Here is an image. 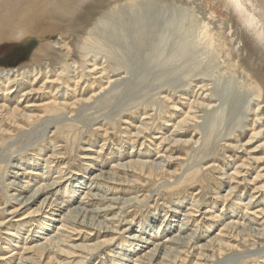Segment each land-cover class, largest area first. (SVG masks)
<instances>
[{
    "label": "rangeland",
    "instance_id": "1",
    "mask_svg": "<svg viewBox=\"0 0 264 264\" xmlns=\"http://www.w3.org/2000/svg\"><path fill=\"white\" fill-rule=\"evenodd\" d=\"M59 1L55 2L52 8L49 7L44 15L47 17L52 13L53 16H60V7H66L62 9L64 13L70 6H80L73 19L75 28L72 27V31L65 36L60 30L55 29L56 21H53V25H50L51 22L46 25L42 23L34 34L28 35L23 41L1 44L0 69L12 70L34 65L38 50L50 44L62 51L60 47L63 39H66L75 48V60L81 59L80 49H76L77 44L84 43L87 49L101 53L104 67L120 65L124 73L114 79L117 82L112 85L113 87H108L103 92H100L99 82L92 88L88 87L84 83V81L89 83L88 80L82 81L80 88L70 84L69 98H62L65 86L59 89L56 85L53 89L46 90L44 93L52 91L51 95L60 92L56 94L55 99L58 102H62L63 99L69 105L74 103V109L61 112L56 117H44L32 122L24 118L19 119H22L23 114L41 116L43 113L40 109L28 106L52 97L50 94H42V98L38 99L33 96L22 97V94L23 91L40 89L44 79L33 87L26 84L9 97L0 95V105H5L7 109L0 113V117L5 116L10 110H15L17 117V120L0 118V178L3 179H0V264H19L21 256L30 257L23 255L24 250L21 248L32 246L34 240H39L33 235L36 234L34 230H37L38 225L35 221L41 218L28 214L38 210L40 205L36 203L22 209L18 203H10L4 196L9 180H16L19 184H22L21 181H29L33 184V189L42 179L44 183L48 180L49 182L59 180L61 187L55 190L59 191L56 201L64 202L66 206L73 208L83 197L92 175L101 171L112 172L114 164L124 165L130 161L145 163L133 166L132 170L136 175L129 174V180L135 181L133 187L104 185L118 188V192L111 195L100 193L107 198L125 200L120 207H116L118 210L108 213L103 219L99 218L104 221L105 218L114 219L116 216L114 222L105 223L117 234L103 233L96 236L94 231L93 236L82 234L74 237L78 239L76 242L69 243L70 246L96 245L115 239L113 247L105 249L101 255L94 257L87 264H121L109 256L118 253L125 254L131 260L126 264H132L134 262L132 260L144 254L145 248L132 254L129 248L125 247V243H130V238L138 234L136 230L125 232L128 228L125 222L132 221L137 231L140 226L148 227L152 240L162 243L168 236L178 232L179 221L184 219V216L177 215L176 226L166 234L156 236L155 231L163 224L162 221L168 215L169 209L181 206L180 211L187 212L190 206L193 207L191 204L194 197L199 206L198 209L195 207L198 212L193 213L195 218H192L189 227L186 228L187 234H184H191L198 225L201 232L196 235L191 248L187 249L190 253L180 255L183 260L174 264H264V238L258 241L259 243L253 241L256 231L264 232V215L257 213L259 218L247 215L249 212L264 209V136L254 138L253 134L259 129L255 131L253 127V116L245 115L248 100H251L250 108L254 109L256 106L253 105V100L257 99L255 95L261 93L264 97V92L261 91V83L264 84V48L244 26L240 14L227 4L226 0H86L84 4L80 0L72 2L70 0V3L69 0ZM56 4L60 6L57 7ZM141 16L145 18L142 23L138 21ZM44 17L43 20L50 21ZM45 26H48L47 29ZM161 32H166L164 39L161 38ZM56 43L59 45H55ZM206 74L207 78H203ZM73 76L74 73L71 74V77ZM121 77H125V80ZM204 79L207 80L205 84L209 85V89L213 90L219 99L214 104L219 113L212 114L213 109L201 111L196 108V112L201 111L197 113L199 119L183 127L187 131L185 135L174 137L175 127L182 123L183 113L189 110L191 103L197 100L208 104L204 97L210 93L203 94L199 90V86L204 85L202 83ZM256 81L259 83L258 86L255 84ZM93 82L94 79L90 83ZM106 83L107 80L104 79L103 85L107 87ZM94 93L95 98L92 99L91 105L78 104ZM163 97L167 98L164 100ZM261 104L264 107V100ZM54 124L59 128L72 125V134L67 135L69 137L60 134L52 136ZM142 128H146L145 131ZM138 132H141V136H137ZM165 136L176 138L179 143L162 144L160 139ZM241 147L243 149H240ZM52 155L60 159H50ZM159 156L163 158H158ZM90 158L96 160L92 161ZM165 158L160 170L149 167L151 162L157 163ZM46 161H54V164L50 165L52 166L50 174H45L47 172L45 167L48 164ZM18 162H21L31 174L14 178V174L10 172L24 174L23 171L11 168L10 163ZM240 166L246 168L240 169ZM236 169L242 171L243 177L236 181L240 182L241 186L231 185L233 182L231 183L227 177ZM6 170H9V175L7 174V178L4 179ZM59 171L62 174H59ZM194 172L195 175L192 174ZM34 173L39 175H33ZM256 174L263 176V180H254ZM46 176L48 180L44 178ZM191 176H195L196 180L189 181L188 178ZM68 177H72V180L84 179L83 183L86 184L83 188L77 189L71 205L64 197L65 187L69 185ZM234 186L239 188L230 204L218 199ZM7 192L9 195H19L14 190L7 189ZM26 195L30 193L23 196ZM249 200H252L250 207L245 205ZM239 202L245 207L234 206V203ZM96 208L102 207L100 204H94L88 209ZM16 210L19 211L17 216L3 214V211L10 213ZM208 210L217 213L223 221L215 222L217 220L212 218L213 215L206 214ZM119 213L124 214L118 216ZM230 220H237L253 230L246 232L238 240H227L230 247L224 249L223 254L215 253V257L208 261L198 260L195 255L201 249L195 250L194 247L205 244L210 236H216L224 223ZM57 224L55 222L54 226ZM83 230L90 234L88 229ZM55 232H57L55 227L48 231L49 234ZM10 234L15 236H8ZM17 246L21 248H16ZM63 248L72 251L70 248ZM11 251H15L17 255L9 258ZM206 254L212 255L209 252ZM163 256L162 254L161 258ZM51 257L53 259L51 262L46 256L33 258L37 264L79 260L75 257L74 259H66L64 256ZM11 260L13 261L10 262Z\"/></svg>",
    "mask_w": 264,
    "mask_h": 264
},
{
    "label": "bare ground",
    "instance_id": "2",
    "mask_svg": "<svg viewBox=\"0 0 264 264\" xmlns=\"http://www.w3.org/2000/svg\"><path fill=\"white\" fill-rule=\"evenodd\" d=\"M57 1H59V0H0V45L3 43L5 44V42L10 43L12 41L13 42L23 41L24 39L27 38L28 35L34 34V31L36 32V29L38 30L39 29L38 27L42 23L43 24L45 23V25H46V23L50 24V22H51L50 25H53V21L57 22L56 23L57 26L55 27V29L60 30L63 33L62 35L67 36L72 31V27L74 25L73 19L76 15V10L80 9V6H75V7L70 6L68 9L65 10L64 13H63L64 10H62V9H65L66 7L65 8L60 7V9L62 10V11L59 10L60 11L59 14L61 13L60 16H57V15L53 16L52 13H50V15H48L46 17V14L44 15L46 10L49 7L55 5L54 3ZM226 1H227V4L232 6V8L240 14V18H241L244 26L252 34V36L254 37L256 42H258V44L264 48V0H239V3H240L239 8L233 4V0H226ZM64 2H65V0H64ZM71 2H72V0H71ZM80 2L82 4H84L86 2V0H80ZM66 3H68V2H66ZM69 3H70V0H69ZM59 6L57 5V7H59ZM57 9H59V8H57ZM63 14H64V16H63ZM43 15L50 21L46 22L47 20H43V17H44ZM138 19H140L138 21L140 23H142L143 19H145V18L141 16ZM253 21H255V23H253ZM61 23H63V25H60ZM177 23H178V21H177ZM47 27H46V29H47ZM74 28L75 27H73V29ZM179 30H180V28H179ZM207 30H208V28H207ZM43 31H44V29L42 30V32ZM39 34H40V32H39ZM165 34H166V32L162 33V35H161L162 39H164L166 37ZM208 36H209V34H208ZM212 37H213V35H212ZM188 39H189V37H188ZM183 40H184V38H183ZM160 41H161V39H160ZM210 41H212V39H210ZM214 41H215V39H214ZM184 43H185V41H184ZM78 44L76 46V49L79 48L81 50V51L79 50V53H81V59L79 61L74 59V55L76 52L75 48H73L70 45V42H67L66 39H63L62 46L60 47L62 49V51L51 46L50 44L46 45L44 47V49H42L40 51L38 50L36 52V54L37 53L38 54L35 56V64L34 65L26 66V67L24 66L22 68H16V69H12V70L0 69V95L2 94L5 97H9L13 93H16L17 90H19L20 88H23V86H26V84L33 87L36 83L38 84L43 79L45 81L43 83V86L40 89H36V90L31 89L28 91H23L22 97L33 96V97H37L38 99H41L43 96L42 94H50V95L52 94V91L44 93V92H46V90H48V89L51 90L56 85H58L59 89H60V87L65 86L64 87L65 91L62 93V98H67V97L69 98V96H70V94H69V90H70L69 87L70 86L69 85L74 84L76 88L77 87L80 88L81 82L84 80L89 81V83L87 81H84V83H86L88 85V87H91V88L93 87V85L96 82L97 83L99 82L100 92H103V90L107 89L108 87L111 88V86L117 82V80H114V79L116 77H120L121 74L124 73L123 67H121L120 65H115V66H111V67H104L105 64H103V57H102L101 53H96V52H93V51L87 49L85 47L86 44L84 46V43L81 45H78ZM55 45H59V44L56 43ZM234 52H235V50H234ZM105 56H107V55H105ZM60 64H62V66H60ZM73 73H74V76L71 77V74H73ZM121 78H123V77H121ZM126 78H127V76H126ZM203 78H207V74ZM93 79H94V82L90 83L91 80H93ZM104 79L107 80V83H106L107 87L105 85H103ZM73 80L74 81L77 80V81H75V83H71ZM261 80H263V79H261ZM205 81H207V80L204 79V81L202 82L204 85H200L199 90L203 94L205 92L210 93V95H206L204 97V99L208 101V104L205 105L201 101L198 102L197 100H195L193 103H191L189 110L187 112L183 113L182 123L178 127H175V130L173 133L174 137L182 136V134L185 135V133L187 131H185L183 127L191 125L192 122L195 123L197 121V119H199L197 113H200L201 111H209L212 109H213L212 114L219 113V110H216L215 105H214L219 99L216 98L214 91L209 89V85L205 84ZM255 84L257 85L259 83L256 81ZM261 86L263 88V89L261 88V91L263 90L262 92H264V84L261 83ZM114 88H113V90H114ZM76 90H74V91H76ZM59 93H54L53 95H51V97H52L51 99H46V100H43L42 102H40L38 104H32V105L28 106V108L40 109V111H42V113H43L41 116L37 117L35 115L23 114L21 117L22 119H19V118L18 119L23 120V118H24L27 121L32 122V121L42 119L44 117H46V118L52 117V116L56 117L61 112L74 109V103L69 105V104L65 103L63 101V99H62V102H58L55 99V96H57L56 94H59ZM203 94H202V96H203ZM255 96L258 99V100L257 99L253 100V105H255L256 108L251 109L250 108L251 100H248L246 103V106H245V115L253 116V121H252L253 127L255 128V131H257V129H259L258 132H255L253 134L254 138H262L264 136V107H262L261 102H262V100H264V97H263V95H261V93L259 95H255ZM93 98H95V93H94V95L90 96V98L79 101L78 104H85V105L87 104L86 106H88V104L91 105ZM166 98L167 97H163L164 100ZM200 98L202 99V97H200ZM196 108L200 109L201 111L196 112ZM88 109L86 108V110H88ZM5 110L7 111L6 106L0 105V113L4 112ZM222 114H223V112H222ZM7 116H8V118H7ZM3 117L6 118L7 120L10 118H12V120L13 119L17 120V117H15V110L14 111L10 110ZM70 117H71V115H70ZM78 117H79V115H78ZM68 119H70V118H68ZM56 125L54 127L55 130L52 133V136H54L56 134H60L62 136L63 135L67 136V135L72 134L71 133L72 125L68 124L65 126V128H59V127H56ZM169 126H171V125H169ZM145 129L142 128V130H144V131H145ZM137 136H141V132H138ZM67 137H69V136H67ZM74 138H76V137H74ZM156 139H160V138H156ZM160 140H161L162 144L171 145V144L179 143V140H176V138H172L169 136L168 137H166V136L162 137ZM184 142H189V141H184ZM171 148H172V146H171ZM240 149H243V148L241 147ZM86 151H88V149H86ZM95 152H97V151H95ZM10 157H12V156H10ZM158 158H163V157L159 156ZM50 159L59 160L60 158L58 156L54 157V155H52V157H50ZM20 160H22V159H20ZM90 160L93 161L96 159L90 158ZM165 160H166V158L160 162H157V163L156 162L155 163L154 162H151V163L147 162V163H150L149 167L151 169L160 170V166L163 164L162 162ZM4 163H6V162H4ZM46 163H48V164L45 167V170L47 169V172L45 174H50L51 173V167H52L50 165L52 163L54 164V161H52V162L46 161ZM57 163H59V161ZM137 163H140L142 165L145 164V163L139 162V161H130L124 165L118 163V164L113 165L112 172L103 173V171H101L98 174L92 175L90 180H89L90 183L85 188V191L83 193V197L80 198L78 205L76 207H73V208L71 206H66L64 204V202L59 203V202H57L58 200L56 201V198L59 194V191H55V190H57L59 187H61V183L59 180H52V182H49V180H48L49 178L46 176L44 178L48 181L44 183V179H42V181L37 183L38 186L34 189H33V184H31L29 181H21L22 184L21 183L19 184L16 180H12V181L9 180L8 185L6 184V186H8V188L6 187L8 189V191L14 190V191L19 193V195H16V194L9 195V192H7V189L4 191L5 192L4 196L6 197V199H9L10 203L11 202H12V204L18 203V205L22 206V209L26 208V207H30L31 205H35L36 203H39V205H40L38 210L30 212L28 214V216H34V217H40L41 218L40 220L35 221V222H38V225H36L37 230H34V233H36V234L33 235L34 238H38L39 240H34L35 241V242L33 241L34 244H32V246H29V247H27V246H24V248H21L18 246L16 247V248H21L24 250V252L22 253L23 255H30V257L21 256L20 260H19V264H37V262H35V260L33 258L34 256L43 257V258L46 256L49 261L53 260L51 256H54V257L55 256H62V257L64 256V257H66V259H72V258L74 259V257H75V258H79V260L77 259L78 261L73 260L70 262H65V263L60 262V263H56V264H87L94 257H98L99 255H101V253H103L105 251V249L113 247V243H114L115 239H113L109 242L96 243V245H94V244L93 245H85V244L75 245L74 244V245L70 246L69 243H71V241L76 242L78 239H74V237H78L82 234L83 235L86 234V236L87 235L93 236L92 234L94 231H95L96 236L98 234H103V233L117 234L114 231H112L111 226H108V224L105 223V221L106 222H111V221L114 222L115 218H117L116 216L114 219L105 218L104 221L99 220V218L103 219V217H105L108 213H113L115 210H118L116 207L117 206L120 207L125 200L124 199L122 200L119 198H107L106 196H103L100 193H106V195L107 194L111 195L113 193L118 192L117 191L118 188L115 189V188H111L110 186L106 187L104 185H114L116 187L117 186H119V187H121V186L126 187L127 186L128 188L133 187V183L135 184V181L129 180V178H130L129 174L131 173V174L136 175V173L132 170V168ZM8 165H9V162H8ZM10 166L12 169H16V170L24 172V174H19L18 172L17 173L16 172H10L11 174H14V178H16V179H18L21 176L31 174L29 171H27V169H25V166L21 162L14 163V164L10 163ZM210 167H208V168H210ZM161 168H162V166H161ZM239 168L245 169L246 166L245 167L240 166ZM237 169L235 170V172L231 173V175L229 174L231 177H229V175L227 177L230 179L231 183L233 182L231 185L238 184V186H241L240 182H236V181H239L238 179L243 177L242 171H238ZM8 172H9V170L8 171L6 170L4 172V175H3L4 179L7 178L6 175L8 174ZM59 174H62V172L59 171ZM192 174L195 175V172ZM33 175H39V174L34 173ZM74 175H77V174L74 173ZM256 175L257 176L255 177L254 180H260L264 176V175L261 176L259 174H256ZM55 178H57V177L55 176ZM83 178H85V177H82V179ZM0 179H2V178H0ZM25 179H27V178H25ZM51 179H53V177ZM60 179H61V177H60ZM72 179H73L72 177H68L69 185H66L65 191H64L65 192L64 197L68 199L67 202L69 203V205H71L70 203L73 200H75L77 189H79L81 187L83 188V186L86 185L83 183L84 179L82 181H81V179L80 180H76V179L72 180ZM188 179H189V181H195L196 177L191 176V178L189 177ZM164 181H166V180H164ZM244 181H246V180H244ZM238 188L239 187H237V186L231 187L229 190L226 191L225 195H223L222 197H219L218 199L224 200L225 204H227L226 202H228V204H230L232 202V199L234 197H236V193H237ZM26 193H30V195L23 196ZM252 199H253V197H252ZM128 200L129 199H127V201ZM251 202H252V200H249V202L246 203L245 205L250 207ZM94 204H100V206L102 208H96L95 210H89L88 208L92 207ZM241 204H243V203L242 202L241 203L240 202L234 203V206L236 205V207H237V205H238L240 207H245V205H241ZM104 205H107L106 208H103ZM191 205L193 207L190 206V208H188L186 210L187 212H185V211L181 212L180 211V209L182 208L181 206L176 207L174 209H169L170 211H169L168 215L162 221L163 224H161V226L159 227V230L155 231V233L157 234L156 236H158V235L162 236L163 234H166L167 232L172 230L176 226L175 222H176L177 215L184 216V219L179 221L180 223L178 226L179 227L178 232L177 233L175 232L171 236H168L166 238V240L162 243H157V240L156 241L152 240L151 233L147 230L148 227L140 226L138 231H137V229H135V227L133 226L134 223L132 221H129V220L126 221L125 223L128 225V228L125 230V232H131V231L136 230V232H138V234L133 235L130 238V243H127V244L125 243V247H128L129 252H132V254H133V252H135L137 250L139 251L140 249L145 248V251L143 250L144 254L140 255V257H138V258L136 257L137 259L132 260V261H134V262H132V264H174L176 261H179L181 259L183 260V258L180 255L190 253L189 250H187V249L191 248V244L195 241L194 239H195L196 235L199 232H201V229L199 228V225H198L196 230H193L191 234H188V235L184 234V233H186V231H187L186 228L189 227L188 225L191 223L192 218L193 219L195 218V215L193 213L198 212L196 209H198L199 206L197 205L195 197H194L193 203ZM196 206H197V208L195 209ZM40 207H42V208L40 209ZM221 211L223 212V210H221ZM36 212H39V213L37 214ZM257 213H259L261 216L264 215V209L262 208L261 210H257L254 213L249 212L247 215L257 216L256 215ZM3 214L4 215L6 214L7 216H15V215L17 216L19 214V211L16 210V211H12L10 213H7V211H3ZM121 214H124V213H119L118 216H120ZM169 214H171V215L169 216ZM206 214L213 215L212 218L217 220L215 222L219 223L222 220V218L217 213L212 212V210H208L206 212ZM121 216H123V215H121ZM55 217H57V218H55ZM256 218H259V217L257 216ZM251 221L252 220H250V222ZM55 222L58 223L56 226H54ZM112 225H114V224H112ZM140 225H142V224H140ZM2 226H4V225H2ZM53 227H55L57 232L49 234L48 231ZM249 228H251V227H249L246 224L243 225L242 223H240L237 220H230L229 222L224 223L223 228L220 230V232L216 236H213V237L210 236L209 240H207L205 244L194 247L195 250L201 249L200 252L196 253L195 257L198 258V260H203V261L207 260L208 261L210 258L215 257V253L223 254L224 253L223 250L224 249L226 250V248L230 247L229 242H227V240H238V238H242L246 232L253 230V228H251V229H249ZM83 229H88V231H90L89 232L90 234L84 232ZM256 233H257L256 235H253V237H254L253 241L256 243H259L258 241H260L264 238V232L256 231ZM11 234L8 236H11V237L15 236L14 234L13 235H11ZM153 239H155V235H154ZM63 247L70 248V250H72V251H69V250L66 251L65 248H63ZM207 252L211 253L212 255L209 256V254H206ZM162 254L164 256L161 258ZM16 255H17V253L15 251H11L9 258H12L13 256H16ZM109 256L111 258H113L114 261L120 262L121 264H126L127 262H131V260L129 258H127L125 256V254L118 253L115 256H112L111 254ZM9 258L7 257V259H9ZM12 261L13 260H11L10 262H12Z\"/></svg>",
    "mask_w": 264,
    "mask_h": 264
},
{
    "label": "snow or ice",
    "instance_id": "3",
    "mask_svg": "<svg viewBox=\"0 0 264 264\" xmlns=\"http://www.w3.org/2000/svg\"><path fill=\"white\" fill-rule=\"evenodd\" d=\"M233 4L238 8L240 7L239 0H233ZM253 23H255V21H253Z\"/></svg>",
    "mask_w": 264,
    "mask_h": 264
}]
</instances>
